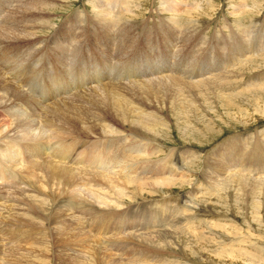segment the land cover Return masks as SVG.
Returning <instances> with one entry per match:
<instances>
[{"label":"bare ground","instance_id":"6f19581e","mask_svg":"<svg viewBox=\"0 0 264 264\" xmlns=\"http://www.w3.org/2000/svg\"><path fill=\"white\" fill-rule=\"evenodd\" d=\"M109 1L112 4V0ZM128 1L122 0L123 5ZM56 2L0 0V111H3L0 118L9 119L6 112L11 116L9 121L0 119V264H172L170 260L166 263V256L173 257L176 252L173 249L178 246L177 235H181L184 242L204 244L211 240L206 235H212L223 225L208 220L203 208L196 207L194 199L200 194L198 185H192L184 195L166 196L157 202L141 195L146 192L152 196L171 190L177 183L179 186L188 184L185 167L191 166L198 155L184 148L157 149V145L168 142L165 130L171 129L168 127L171 123L167 124L164 119L134 112L133 116L119 114L113 118L109 112L103 115L90 110L98 104L103 106L109 100H116L114 97L123 100L119 97L123 90H133L142 97L154 86L190 87L204 94L212 93L217 99L264 88V72L257 78L258 71H264V51H250L253 50L250 42L247 51L238 52V56L227 49L229 45L225 41L234 38L247 44L255 38L254 43H257V37L264 38V21L250 27L238 24V30L227 24L224 29L213 30L215 36H205V40V37H198L196 30L193 36L188 31L189 25L181 31L174 13H185L184 4L181 0H168L165 8L173 14L166 19L168 24L156 26V31L158 39L167 44L178 39V46L170 47L174 49L170 58L166 53L158 55L155 51V72L149 66L142 71L137 68L141 58L131 53L137 52L142 45L137 41L152 35L150 28L146 27L149 31L136 37L131 32L118 31L116 22L122 19L119 11L123 14L129 6L110 10L106 7L110 5L108 2L102 5L103 0H93V24H85L87 31H91L86 42L90 47L77 41L84 32L82 24L72 29L76 36L74 40L72 33L74 42L71 38L63 40L61 34L54 31L43 42L53 45L47 47L50 52L41 51L39 41H35L37 32L40 28L52 30L55 26L47 23L45 17L53 15L50 11L56 8ZM119 3L114 2L115 5ZM193 10L195 12L196 8ZM238 10L243 12L244 7L240 5ZM4 22L11 28L2 26ZM201 28L197 30L203 31ZM101 34L114 35L111 36L115 40L113 47L117 49H100L96 43L97 38L101 40ZM214 41L222 43L221 52L217 49L214 55H206V51L214 49L208 48ZM166 43H163L165 48ZM212 58H216L214 68L207 65ZM45 59H53L57 73L52 76L46 72L51 84H42L47 89L41 92L34 88L30 79L38 74L37 67ZM147 59L145 56L139 62L147 63ZM105 60L112 62L110 67H106ZM66 61L67 68L59 71L60 64ZM169 64L175 70L166 71ZM203 67L209 72L203 73ZM73 76L77 78L75 85L80 86L73 92L70 90L67 95L45 101L34 97L52 92L53 84L59 89L66 78L73 81ZM102 80H106L105 84ZM242 84L257 87L240 90ZM119 103L115 101L109 105L114 110L127 112ZM172 124L186 126L185 121ZM256 135L249 149L243 143L247 138L235 136L225 139L210 156L203 157L206 171L200 179L207 192H217L222 184L227 190L231 185L228 182H236V187L242 189L248 182L264 183V139L261 134ZM84 140L91 145L86 147ZM157 153L165 154L155 161ZM174 172L180 175L175 178ZM230 189L228 196L232 197L234 188ZM147 204L150 209L155 204L151 210L155 219L151 222L161 220L164 224L159 227L146 225L140 230L143 212L139 210Z\"/></svg>","mask_w":264,"mask_h":264},{"label":"rangeland","instance_id":"374dc122","mask_svg":"<svg viewBox=\"0 0 264 264\" xmlns=\"http://www.w3.org/2000/svg\"><path fill=\"white\" fill-rule=\"evenodd\" d=\"M57 1L58 2H56V8L50 11L53 15H47L45 17L47 23H52L51 25L52 26L55 25V26L53 27L52 30L45 29V27L40 28L39 32H37V36L39 39L38 38L35 39V41L38 40L39 42L40 41L42 42V43L40 42L41 43L40 45V43L37 41L38 47L40 46L39 48L41 51L50 52L47 47H53V45L50 43L48 44L43 43L44 41L50 38V34L56 31L57 34H61L60 36L63 38V40L65 39L69 40L70 38H71L70 40H72V33H73L72 29H74V27L76 26H82V24L84 25V30H83L84 32L77 37V41H81L86 45L87 44L86 42H88V38H89V35L87 36V34L89 33L91 34V31L90 30L87 31L85 24H87L88 22L89 24L92 23L91 18L93 17V15L91 10H93L92 8L94 7L93 0L91 2L90 0H71V1L57 0ZM181 1H182V5L184 4L183 7L185 13L182 12L179 15L174 13V19L176 18L175 20L179 22L181 31L187 29L189 25L188 31L190 33L192 32L193 36L199 33L197 34L198 37L199 36L203 38L205 36L212 37L215 33V32L213 33V30L224 29L226 27L225 25L227 24H231L233 28L235 26V28L237 29L236 26H238V24H240V26L250 27L251 25H257L259 22L264 21V0H181ZM105 2L106 3L108 2L110 4L106 6L110 10H114L113 8L117 6L120 9H122V7L124 6H129L127 7L128 10L123 14L121 13V11H119L120 17L122 15V19H121L122 21L119 20L121 22L119 21L116 22L117 24L115 29H117L118 31L122 33L131 32V34L135 35V37L141 35V33L144 32L147 33L149 30H150L149 32H152V35H147L142 41H137V42H142V45L137 49V52L134 51L131 53V56L137 55L139 59L141 58L140 60H138V65H137L138 70L144 71L145 70L144 67L149 66L150 70H154L155 72L156 64H155L154 56L157 57L156 52H159L158 55L162 53L163 54L166 53L168 58L174 55V49L170 47L172 46L173 48H175V46H178L179 43L178 39L174 42L167 44L166 42H163L158 39L159 33L158 31H156L157 29L156 26L163 25V23L167 21L166 19L170 18L171 15L173 14L172 11H167L165 8V5H167L166 2H168V0L166 1L165 0H132V1L130 0L128 1L127 5H123L122 0H118V1L112 0V4L110 3L111 1L109 0H103L102 5H104ZM114 2L115 4L119 3L120 5L121 4L122 5L121 6L115 5ZM240 5H242V8L244 7L243 12L238 10ZM110 6L112 7L109 8ZM136 6L138 7V10ZM106 7H104V9H106ZM14 8L15 5L13 9ZM193 8L194 9L196 8L195 12ZM155 10L157 12H155ZM134 14H136L137 17ZM187 14L189 15L187 16ZM177 18H180V20ZM154 19L156 21H154ZM5 22L2 24V26L4 25L6 29H8V27L11 28L9 26L10 24L8 22L7 23ZM151 23H153L154 25L152 24L153 25L152 26ZM166 24L168 23L166 22ZM151 26L154 29H151ZM196 26H198L197 27L198 29L203 27L201 28V30L203 31L200 32L199 31L200 29L197 30ZM146 27H148L147 29L149 28L150 29L146 30ZM123 29L126 30L124 31ZM195 30L197 31V33ZM226 32L228 33V30H226ZM83 34L84 35L86 34L85 35L86 37ZM105 36L101 34L99 36L101 37V40L97 38L98 43L96 44L102 50H107L108 48L116 50L117 48L113 47V44L115 43L114 37H111L114 35L111 36L107 35L106 37ZM206 37L204 38L205 40H207ZM260 37L261 36L257 37V43H254L255 38H253L251 41H248L247 44L246 42L242 43L241 41L234 38H229L225 41L229 45V48L227 49L231 50V53L239 56L238 52L244 54L245 51H247L248 49L247 47H249L250 42L253 47V50L249 49L250 51L253 52L255 50L256 52L259 53L263 52L264 38L260 39ZM73 38L74 40L76 39L74 33H73ZM103 38H106V41ZM163 43L167 44V48L163 46ZM214 43L215 41L208 45V48L214 47V49L213 50L209 49L210 52L209 50L206 51V55L208 54L214 55L212 53L216 52L217 49H220L221 52L222 43L221 42L215 44ZM88 44L90 47V43ZM105 44H107V47L105 46ZM242 45L246 47H243ZM42 46H44L45 48ZM164 49L166 51H164ZM1 52L3 53L5 51H1ZM145 56H147L148 58L147 61L149 62L147 63L139 62ZM151 58L153 61L151 60ZM215 60L216 58H212L208 60L207 65H211L214 68L216 65ZM44 61L39 63L40 65H38L37 67L38 74L30 79V83L33 81V83L31 84L34 86V88L40 90L41 92L46 91L47 88L44 89L45 87H43L45 84H51L50 82L47 81L48 74H52V76H54L55 73H57V67L54 65L53 59L51 60L45 59ZM111 64H112L111 61L105 60L106 67H110ZM49 65H54L55 67L49 68ZM67 65H68V61H66L64 64H60L58 70L61 71V69L67 68ZM198 69L199 68H197L196 70ZM168 70H175V69L173 68L172 65L169 64L168 68H166V71ZM260 71L261 70L258 71L259 73L257 75V78L261 75L262 72H264V71L261 72ZM46 72L49 73L47 74ZM206 72L209 71H204V67H203V73ZM76 79H77L76 76H73V81L70 78H66L64 84L60 86L59 89H55V86L57 87V85L53 84L52 92L40 93L34 95V97L39 100L43 99V101H45L52 97H57V96L61 97L63 95H67L71 91L73 92L75 89L80 88L79 85H75ZM36 81L38 83L40 82L39 83L40 86H42L43 84L42 88L39 85H37ZM102 81H103L102 83L105 84L106 80H102ZM36 85L37 87H35ZM246 85L247 84L244 85L242 84L240 90L241 88L242 90H245L248 88L257 87V86L254 87L253 85H251V87L248 86L246 87ZM161 87L160 88L158 86L151 87L149 89L148 94L142 97H139L138 94L133 90H123L119 93V97L123 98V100H117V97H114L116 100H109L105 102L103 106H99V104L93 106L90 111L92 113L99 112L100 114L103 115L109 112L113 118H116L119 114L122 115L126 114L129 116H133L132 112H134V113H143L145 115H152L154 117L164 119L167 122V124L169 122L171 123V125L169 124L168 126L171 128L169 129L170 131L168 129L165 130V132L167 131L166 135L168 142L166 141L165 143L163 142L162 145L161 144L157 145V149L158 150L161 149V151H164L165 148L166 149L174 148L177 150L181 148V150L184 149L192 150L195 153V155H198L195 156L197 158L196 160H194L191 166L187 168L185 167V172L188 174L187 176H189L188 178L189 180L188 179L186 180L188 184L179 186L180 183H177L176 187H172L171 190H163V192L159 191L158 193L152 196L144 192L142 193L141 197L143 196V198H147V200H151L152 202L153 201L157 202L159 200H162V198L166 196L170 198L172 197L174 198L184 195L190 190L192 185L194 184H195L194 186L198 185L197 187L198 188L200 187L199 188L200 194H198L199 196L197 195L196 198L194 199V203L196 204V207L203 208L206 214V218L208 220L211 221L213 220V222H215L217 225L219 226L223 225V227L220 228L221 230L215 229L214 232L215 234L213 233L211 235L208 233L206 235L207 238L209 237V239H211L209 241H206L207 244L206 242L204 244H199V243H195L194 241L190 242L189 240H187V242H184L186 240H183L181 235L179 237L177 235L176 238L178 237L177 238L178 240L175 238V241L178 243L177 245L180 248H178V246L174 247L173 250L174 252L175 251L176 252L173 253L174 254L173 257L166 256L167 257L166 263H168L170 260V262L172 261V264H264V196H263L264 183L248 182L249 184L247 185V187L242 189V187H236L237 186L236 182L234 183L228 182L229 185L231 184L230 188L235 189L232 190V193L233 192L234 193L233 196L231 197L228 196L230 194L229 191L231 189L230 188L227 189L228 191L225 190L228 187L224 189L223 184L220 185V187H218V191H217L218 193L217 192L211 193V191L207 192V190L203 186L205 184L200 179L203 171H206L205 169H203V165H202L203 159L206 156H210L212 150H214L215 147L224 143L226 140L231 139L235 136L236 137L240 136V138H244V139L247 138V141H244L243 143L245 144V147L249 149L248 147L249 144L254 142V135L256 137L257 136L256 134L259 133L262 135V138L264 139V88L261 89L259 88L255 91L248 92L243 95H226L223 98L217 99L213 96L212 93L204 94V92H199L196 89L190 87H183V88H177L175 86H172L171 88H161ZM1 93L2 91L0 90V95H2ZM115 101H120L121 103L119 104L124 105L123 108L127 112H120V110L119 111L114 110V107L112 108V105L111 104L109 105V103H115ZM15 111H17L16 108ZM2 114L3 111H0V115ZM6 114L9 116V119L6 118H0V119L9 121L11 119V116L7 112ZM182 121L186 122L185 127H180L179 125L174 126V124H172V122L178 124L179 122ZM259 138H261V136H259ZM84 141L87 144L86 147L91 145L90 141L87 140ZM164 154L165 153H157L155 156L156 159L153 158L152 160L154 159L155 161L158 159L161 160L164 157ZM200 170H202V172ZM190 172L192 174H190ZM179 175L177 172L176 173L174 172L175 178H177ZM208 175L209 174L207 173L206 176L209 178ZM255 186L259 188L255 189ZM245 189H247L248 192H245L244 191ZM222 190L225 192L223 193ZM217 196H219V198ZM229 199L231 201H229ZM172 200L171 201L173 203L174 199ZM231 202L232 203L234 202V204H232ZM244 202H246V204H244ZM148 204L146 205V207L139 210L143 212L141 217L142 221L139 226L140 230L142 229L144 230V228H146L145 227L146 225L149 226L155 225L159 227L160 224L161 225L164 224V222L161 220H160L161 222L159 220L158 221L156 220L155 221L156 223L151 222V220L153 221L155 219L151 211L154 209L155 204L153 205L150 204L152 205L151 209ZM217 216H220L221 218ZM166 218H168V216ZM113 221L114 223H116L115 220ZM145 222H147L148 224ZM149 222L151 225L149 224ZM157 222H159L158 225ZM140 227H142V229ZM82 231H85V229L82 228ZM197 231H201V230L197 229ZM225 235L226 237L224 238ZM181 246L183 249L181 248ZM34 251L36 252L37 250L34 249ZM105 253L107 254V252ZM49 254L51 255V252H49ZM116 254L118 255L120 253H116ZM217 255L220 257L218 258ZM122 264H124V262Z\"/></svg>","mask_w":264,"mask_h":264}]
</instances>
